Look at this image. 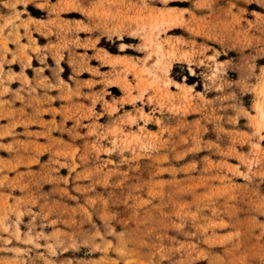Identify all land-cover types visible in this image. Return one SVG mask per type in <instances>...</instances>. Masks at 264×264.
<instances>
[{
  "label": "rangeland",
  "instance_id": "obj_1",
  "mask_svg": "<svg viewBox=\"0 0 264 264\" xmlns=\"http://www.w3.org/2000/svg\"><path fill=\"white\" fill-rule=\"evenodd\" d=\"M21 2L0 264H264V0Z\"/></svg>",
  "mask_w": 264,
  "mask_h": 264
},
{
  "label": "crops",
  "instance_id": "obj_2",
  "mask_svg": "<svg viewBox=\"0 0 264 264\" xmlns=\"http://www.w3.org/2000/svg\"><path fill=\"white\" fill-rule=\"evenodd\" d=\"M14 2L13 0H0V41L6 39L11 49L14 48L13 43L17 42L15 40L17 38L18 33L22 34L24 32V30L22 29L23 27L22 24L24 23L25 20H27L29 17L35 18L36 20L43 19L33 16L31 14L29 16L25 14L23 11L25 10L24 8L26 7V4L23 5L21 0L18 2L16 0V2L15 3ZM16 9L19 12H16L15 11ZM10 18L12 19L15 18L12 23H8V20ZM20 41L22 43H25L26 39L21 38ZM37 43H44V42L38 40ZM7 58H10V56L8 55Z\"/></svg>",
  "mask_w": 264,
  "mask_h": 264
},
{
  "label": "bare ground",
  "instance_id": "obj_3",
  "mask_svg": "<svg viewBox=\"0 0 264 264\" xmlns=\"http://www.w3.org/2000/svg\"><path fill=\"white\" fill-rule=\"evenodd\" d=\"M262 91H263V94H264V88H263V90H262Z\"/></svg>",
  "mask_w": 264,
  "mask_h": 264
}]
</instances>
